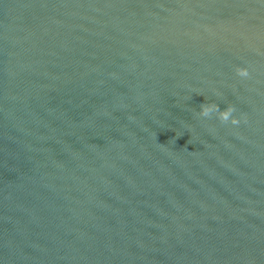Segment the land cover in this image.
Here are the masks:
<instances>
[{"label":"water","instance_id":"water-1","mask_svg":"<svg viewBox=\"0 0 264 264\" xmlns=\"http://www.w3.org/2000/svg\"><path fill=\"white\" fill-rule=\"evenodd\" d=\"M0 264H264V0H0Z\"/></svg>","mask_w":264,"mask_h":264},{"label":"clouds","instance_id":"clouds-1","mask_svg":"<svg viewBox=\"0 0 264 264\" xmlns=\"http://www.w3.org/2000/svg\"><path fill=\"white\" fill-rule=\"evenodd\" d=\"M238 76L246 78L250 75L247 67L238 66L235 69ZM235 109L233 106L228 105L225 109L221 110L216 103H203L200 105L199 114L203 117H210L213 112L217 113L218 119L222 122H230L233 125H238L240 120L233 115ZM246 119V117H245Z\"/></svg>","mask_w":264,"mask_h":264}]
</instances>
